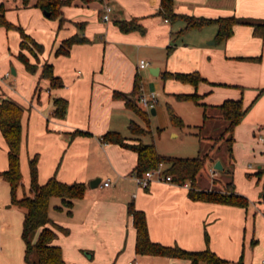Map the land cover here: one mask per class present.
<instances>
[{
  "label": "crops",
  "instance_id": "0c3cea01",
  "mask_svg": "<svg viewBox=\"0 0 264 264\" xmlns=\"http://www.w3.org/2000/svg\"><path fill=\"white\" fill-rule=\"evenodd\" d=\"M15 1L17 16L7 8L13 6V0H0V9L3 6L10 22L21 25L44 47L34 55L21 48L18 29L0 25V95L24 108L23 177L18 195L31 193L30 160L35 155L40 183L56 176L66 183L87 186L84 196L74 200L71 213L66 207H57L62 205L61 197L50 198V216L69 229L68 233L56 229L53 241L62 247L66 263L190 264L187 258L136 252V228L128 211L132 202L145 212L153 241L190 250L209 246L230 264H264V182L261 186L252 176L238 182L237 175L233 176L236 190L249 198L247 207L192 199L190 185L176 181H153L142 188L133 177L137 152L103 138L108 131H118L126 142L144 141V134L137 135L129 126L132 120L139 123L140 115L125 98L115 96L116 91L136 102L142 91L155 90L157 95L162 91L167 99L172 92H197L210 115L203 119L200 139L204 129L210 138L218 130L214 123L222 119L218 104L227 98H242L248 109L235 126L230 162L252 156L259 169L264 168V140L260 138L264 137V36L255 34L247 22L236 23L231 36L221 42L215 40V23L178 35L185 22L164 17L161 0H72L62 6L63 25L60 16L47 15L36 5L37 0L28 4ZM106 4L112 5L109 20L103 18ZM175 10L264 21V0H175ZM133 19L144 31L123 30L116 23ZM74 34L87 40L74 43L68 54H57L62 41ZM21 51L36 65L34 72L18 57ZM143 58L150 62L148 66H139ZM45 63L53 66L60 85H53L42 74ZM168 70H197L205 80L194 85L165 79L162 74ZM137 76L139 87L133 95ZM56 97L68 101L64 117L54 114ZM154 109L156 113V105ZM172 134L178 136L179 131L173 129ZM8 151L0 129V172L8 169ZM216 159L223 164L216 156L208 162L209 174ZM242 169L237 166L236 174H242ZM201 176L200 188L223 189L224 184L218 186L212 178ZM108 179L109 185H104ZM23 220L24 209L12 203L10 183L0 175V264H27Z\"/></svg>",
  "mask_w": 264,
  "mask_h": 264
},
{
  "label": "trees",
  "instance_id": "16d2710c",
  "mask_svg": "<svg viewBox=\"0 0 264 264\" xmlns=\"http://www.w3.org/2000/svg\"><path fill=\"white\" fill-rule=\"evenodd\" d=\"M29 0H25L28 3ZM72 0H37L36 5L43 10L49 12L52 18L60 16V25L65 22V17L62 15V6L70 3ZM160 13L171 21L183 20L185 25L177 32L178 35L185 33L193 28H202L208 24L215 23L218 25L215 40L217 42L224 41L233 33V26L239 22H247L253 25L254 33L259 36H264V21H252L237 17L235 15L219 16L216 18L197 16L188 13H181L175 10V0H161ZM116 23L123 30H141L144 31V26L136 20H117ZM0 25L7 28H16L19 30L22 40L21 48L28 49L34 55L37 51L43 50V44L36 41L21 25L11 23L5 16L3 7L0 9ZM86 37L74 34L71 37L64 39L58 47L57 54H68L71 46L76 42L86 41ZM34 46L35 48H33ZM18 57L25 63L27 70L34 72L36 65L30 62L29 57L21 51ZM42 74L50 78L53 85L62 83L59 76L53 72V66L49 63L44 64ZM163 78H176L183 82L197 85L200 81L205 80V77L197 70L191 72H172L164 71ZM139 77L135 80V89L133 95L138 91ZM115 96H121L126 99V103L132 107L141 117H147L148 113L135 100L128 97L126 94L116 91ZM178 97L190 98L197 103L204 105V120L209 117L206 103L200 101L201 96L197 92L179 93ZM54 114L57 117H64L67 111L68 101L62 97H56ZM171 108V107H170ZM219 116L226 122L223 132L219 136L211 137L214 139H225L227 149L232 158L233 142L235 126L241 122L247 112L248 106L244 104L242 98H227L222 103L217 105ZM23 106L16 100L10 97H2L0 95V129L9 146L8 169L1 171L3 176L11 186V201L13 204L24 209V220L22 237L25 242V259L27 264H67L63 256L62 247L53 243L57 237L56 229H60L65 233L69 232L67 227H63L57 223L49 214L50 198L59 196L62 199V205L58 208L66 207L68 213L72 212L73 202L76 198L83 197L86 192V184L84 182L66 183L60 181L56 176L50 177L45 183H40L38 180L37 161L38 156L35 155L30 160V194L24 193L18 195V188L21 186L22 171H21V143H22V127L21 117L23 114ZM171 119L175 125L181 126L183 121L171 108ZM204 124V123H203ZM200 125V127L203 126ZM131 130L137 134H145L148 129L141 126L136 121L132 120L129 124ZM103 138L107 141L119 143L122 146L130 147L137 152V164L134 173L142 174L148 169L156 167L160 162L169 163L166 167V173L172 175L173 181L184 184L190 181L189 196L192 199L214 201L232 205L247 207L249 198L238 192L232 177V170L223 167L222 170L230 176L225 181L222 190L204 189L198 185L199 177L203 172H209L208 162L215 158L211 153L199 154L192 157H179L161 154L154 142H144L140 140L137 143H129L125 141V137L118 131H108ZM257 174H264V168L258 170ZM264 188V183H263ZM264 198V194H263ZM128 211L133 217V223L136 228V252L138 254L162 255L168 257H180L190 260V264H198L200 261H205L206 264H230V260L219 256L209 246L201 250H190L181 247L180 245H165L161 242L153 241L149 234V227L146 219V214L142 209H138L131 202L128 205ZM37 238L34 241V236ZM206 240L209 239L208 231H205Z\"/></svg>",
  "mask_w": 264,
  "mask_h": 264
},
{
  "label": "rangeland",
  "instance_id": "374dc122",
  "mask_svg": "<svg viewBox=\"0 0 264 264\" xmlns=\"http://www.w3.org/2000/svg\"><path fill=\"white\" fill-rule=\"evenodd\" d=\"M23 3L25 4V0H23ZM15 4L16 1L13 0V6L11 5V7L13 8L11 7H7V8L9 12H14V14L17 16L18 9L15 7ZM4 13H5V9H4ZM173 45L175 46L176 44L173 43ZM32 47L35 48L34 46ZM179 93H189V92H184V91L172 92L171 94L172 96L170 97V99L169 98L167 99V94H165L162 91H159L157 95L158 101L155 104L157 109L156 113L149 111L147 117L145 118L141 116L137 117L139 123L148 129V131L142 136L144 142H154L158 151L161 154L171 155V156L192 157L198 154L203 155L205 153H211L214 156V158L216 156L222 158L225 168L226 169L230 168L232 170V177L237 175L236 178L238 182L239 181L242 182L243 178L245 179L247 177L248 179L250 176H252L255 177L254 180L256 182L260 181V185L262 186V183L264 182V176L262 175L259 176V174H257L259 170V166H258L259 164L252 156L244 157L241 158L240 160H235L233 161V163H231L230 162L231 158L227 149L225 139L222 138L216 140L214 138L207 137L208 134L207 129L203 130L202 139H200V125L203 124L204 105L201 103L197 104L193 99L190 98L178 97L177 94ZM137 104L140 105L138 102V97H137ZM170 107L183 121V124L181 126L175 125L172 122ZM214 123H217L218 130L215 131V134H213L212 137L219 136L221 132H223L226 125V122L223 119L215 120ZM173 129L179 131L178 136H174L172 134ZM137 135H141V134H137ZM217 160L219 159H216V161ZM215 163H212V165L214 166ZM237 166L244 168L242 169V171H240L242 172V174L241 173L236 174ZM218 171L219 172H217L216 175H212L211 173L209 174V172L208 173L203 172L202 176L206 180H211L212 178L213 182H215L216 185L221 186L226 181L223 178L226 176L228 177L230 176L227 172H225L222 169H218ZM218 173H220L219 178H215L217 177ZM187 182L190 183V181Z\"/></svg>",
  "mask_w": 264,
  "mask_h": 264
},
{
  "label": "built area",
  "instance_id": "2783aa9c",
  "mask_svg": "<svg viewBox=\"0 0 264 264\" xmlns=\"http://www.w3.org/2000/svg\"><path fill=\"white\" fill-rule=\"evenodd\" d=\"M105 12L103 14V18L105 20H109L111 15L110 12L112 10V5L106 4L104 6ZM150 62L143 58L139 62V66L144 67L148 66ZM142 89V88H141ZM158 101L157 92L155 90L150 91H142L138 96V102L140 105H142L146 110L151 111V109L155 106L156 102ZM262 140H264V137L260 136ZM166 164L165 162H160L156 167L151 168L143 172L142 174L134 173L133 177L137 183L138 186L142 188H148L153 181H173L172 175L169 173H166ZM218 172V169L215 167H212L210 169V173L212 175H216ZM110 181L109 179L104 181V185H109ZM185 185H190L189 182H185Z\"/></svg>",
  "mask_w": 264,
  "mask_h": 264
},
{
  "label": "water",
  "instance_id": "95a60500",
  "mask_svg": "<svg viewBox=\"0 0 264 264\" xmlns=\"http://www.w3.org/2000/svg\"><path fill=\"white\" fill-rule=\"evenodd\" d=\"M44 11H45V10H44ZM45 13H46L47 15H49V12L45 11ZM151 111H152L153 113H155V109H154V107L151 109ZM214 167H215L216 169H223V164L221 163L220 160H217L216 163H215V165H214Z\"/></svg>",
  "mask_w": 264,
  "mask_h": 264
}]
</instances>
